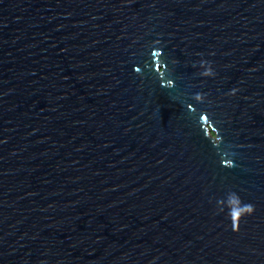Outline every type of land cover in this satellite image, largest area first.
<instances>
[{
    "label": "water",
    "instance_id": "95a60500",
    "mask_svg": "<svg viewBox=\"0 0 264 264\" xmlns=\"http://www.w3.org/2000/svg\"><path fill=\"white\" fill-rule=\"evenodd\" d=\"M0 264H264V0H0Z\"/></svg>",
    "mask_w": 264,
    "mask_h": 264
},
{
    "label": "clouds",
    "instance_id": "9594fccd",
    "mask_svg": "<svg viewBox=\"0 0 264 264\" xmlns=\"http://www.w3.org/2000/svg\"><path fill=\"white\" fill-rule=\"evenodd\" d=\"M201 63L203 64L204 62L202 61ZM203 74H204V75H211V74H212V70H211V68H209V69H208L206 72H204ZM229 200H230L231 202H236V201H238V198L235 197V195L233 194V196L230 197ZM242 207L245 208L249 213H250L251 211H253V206H252V205H242ZM241 214H243V213H240V212L233 213V215H237V216H238V215H241Z\"/></svg>",
    "mask_w": 264,
    "mask_h": 264
}]
</instances>
